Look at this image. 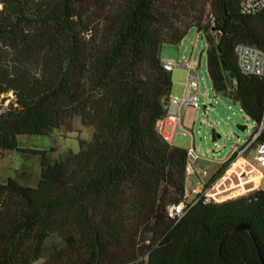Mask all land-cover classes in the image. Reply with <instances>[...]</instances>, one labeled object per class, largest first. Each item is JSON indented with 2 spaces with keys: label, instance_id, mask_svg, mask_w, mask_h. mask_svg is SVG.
<instances>
[{
  "label": "trees",
  "instance_id": "16d2710c",
  "mask_svg": "<svg viewBox=\"0 0 264 264\" xmlns=\"http://www.w3.org/2000/svg\"><path fill=\"white\" fill-rule=\"evenodd\" d=\"M157 1L123 0L90 46L84 39L90 30L84 0H0V96L12 91L16 104L0 112V158L18 149L19 135H47L71 113L89 109L94 126L92 138L80 139L79 150L63 159L28 151L40 155L34 187L11 177L0 182V264H30L29 256L40 257L53 232L67 240L65 246L84 243V264H103L104 243L124 240L117 219L124 202L132 221L156 236L137 264H264L260 173L245 169L250 183H234L244 159L224 172L218 167L205 182L204 187L213 183L208 194L217 202L199 198L180 218L167 214L168 204L183 200L187 150L169 143L157 128L172 87L159 52L163 42L178 43L186 31L161 39ZM211 7L213 33L204 36L212 89L258 122L264 77L242 74L233 46L244 42L264 50V8L242 15L238 0H211ZM215 32L221 33L218 43ZM85 84L99 95L85 97ZM240 225L246 228L237 229ZM115 259L105 257L110 264Z\"/></svg>",
  "mask_w": 264,
  "mask_h": 264
},
{
  "label": "rangeland",
  "instance_id": "374dc122",
  "mask_svg": "<svg viewBox=\"0 0 264 264\" xmlns=\"http://www.w3.org/2000/svg\"><path fill=\"white\" fill-rule=\"evenodd\" d=\"M122 2L123 0H84L83 10L86 16L84 23L90 28L86 31L84 39L90 46L96 45V42L99 41L106 17L114 10V7H119ZM157 3L158 9L162 13L159 16L158 34L163 41H166L172 32L186 31L178 43L163 42L160 47L159 55L162 62L170 60L177 63L171 70L172 93L174 89L176 94L177 90L186 86L188 77L192 73L185 66L188 64L195 71L196 101L199 105L197 108L186 111L183 122L186 134H182V131L178 130L175 135L176 141L174 142L172 137L169 142L186 150L195 148L199 158L198 163L193 164L192 168L195 170L202 165H206L207 168L205 174H201L202 177L196 178L189 175L187 179L185 178L184 185L190 191L197 186L196 181L200 179L203 183L199 187L202 197L206 198L207 202H217L206 194V190L211 188L213 183L210 185L211 187H204L205 182L218 167L223 166L224 172L226 166L234 161L233 159L231 162L226 161L224 163L223 160L235 147L247 139L257 123L245 114L238 103L215 93L212 89L206 68L207 41L205 38L206 35L213 33L209 27L211 20H213L211 0H158ZM233 84L234 79L232 78V87ZM84 89L85 97L87 94L98 96L100 93V90H93L86 84ZM2 99L3 101H1ZM14 100L12 91L1 94L0 112L6 110ZM13 105L16 104L13 103ZM83 111V113L69 114L62 125L52 129L47 135H19L17 137L18 149L2 152L0 182H5L7 178L11 177L24 186L34 187L37 184L40 176V155L39 153H30L29 150L43 152L50 160H60L69 152H77L79 140H90L94 132V126L90 121L92 119L91 111L89 109ZM253 155L254 151L249 149L242 155V158H245L244 160L250 165L253 163ZM251 171L255 170L252 169ZM260 171L262 176H260L259 187L256 189L264 190V170L260 169ZM241 176L245 175L242 173ZM197 197V195L190 194L184 202L181 201L182 205L186 207L188 204H193ZM169 205L172 204L166 206V211ZM123 207L124 210L120 215H117V219L123 223L124 240L120 244L113 241H110L109 244L106 242L101 249L106 258L110 260L114 257L117 258L112 264L145 259L147 252L145 245L156 238L153 229L145 228L142 224L132 221L127 202L123 203ZM98 215L97 212L95 221L100 220ZM67 235L73 237L71 232ZM74 239L78 241V238ZM29 242L30 239L22 244L23 250ZM66 243L67 240L62 239L59 233L49 234L43 241L40 257L33 259L31 254L29 263L84 264L85 259H87V250L83 247L84 243L82 241L77 242L71 247L65 246ZM105 257L103 264H110L105 261Z\"/></svg>",
  "mask_w": 264,
  "mask_h": 264
},
{
  "label": "built area",
  "instance_id": "2783aa9c",
  "mask_svg": "<svg viewBox=\"0 0 264 264\" xmlns=\"http://www.w3.org/2000/svg\"><path fill=\"white\" fill-rule=\"evenodd\" d=\"M263 8L264 0H238V11L242 15L256 14ZM210 23L211 26L214 25L213 20H211ZM233 55L235 57L237 68L242 74L264 77V50L246 44L244 42H236L233 46ZM175 65H177V63L170 60L163 62V67L168 71H171ZM185 66L190 69L192 73L188 77L184 95L182 97H169L165 114L160 120L157 121L158 124H162L164 121H168L169 123L174 124L177 128L181 123V119L183 118L185 111L187 109L197 108L199 106L196 101L197 82L194 80L195 71L188 64H186ZM256 123V126L248 135L247 139H245V141L241 145L235 147L234 150L228 155V157L235 152V160L237 157L244 155L247 151H249V149H252L254 151L253 163H249L251 167L255 171L259 172L260 176H262L260 169L264 170V140L260 141L259 139L264 134V106L261 118ZM185 133L186 132L184 131L183 134ZM228 157L223 160L224 163L227 161ZM198 158L199 155L196 153L194 147L187 150V175L194 173L192 165L197 161ZM206 168V165L202 168V175L205 174ZM201 185H203V183L199 179L197 182V186L193 187L190 191L185 188L183 192V202L190 194L198 196L194 201L198 200L199 198H203L199 190V187ZM203 199L205 201H208L206 198ZM184 212L185 207L184 205H182V202L177 205L172 204L167 207V214L171 218H180L184 214ZM146 256L147 252L145 254V259ZM123 264H137V261H130Z\"/></svg>",
  "mask_w": 264,
  "mask_h": 264
},
{
  "label": "crops",
  "instance_id": "0c3cea01",
  "mask_svg": "<svg viewBox=\"0 0 264 264\" xmlns=\"http://www.w3.org/2000/svg\"><path fill=\"white\" fill-rule=\"evenodd\" d=\"M172 91H173V88L171 89L170 96L182 97L184 95L185 87L183 89L177 90L176 94L174 93L175 92V89H174V92L173 93H172ZM187 110H191V109H187ZM186 111H185V113L183 115V118L181 119V123H180L179 127H177V128L175 127L174 124L169 123L168 121H164L162 124H158L157 123V128L159 129V131L162 133V135L164 136V138L168 142H169V140L172 137L174 138V142L176 141L175 135L178 132V130H181L182 131V134L185 131L184 130V127H183V122H184V116L186 114ZM197 161H198V159H197ZM197 161L194 162L193 164L195 165L196 163H198ZM203 167H204V165L198 167L197 169L195 168L194 173L193 174H190V176H195L196 178H198L199 176H201V174H202V168ZM186 176H187L186 177V179H187L189 177V175H186ZM197 182H198V180L196 181V184H197ZM259 184H260V179H259ZM258 187H259V185H258Z\"/></svg>",
  "mask_w": 264,
  "mask_h": 264
},
{
  "label": "bare ground",
  "instance_id": "6f19581e",
  "mask_svg": "<svg viewBox=\"0 0 264 264\" xmlns=\"http://www.w3.org/2000/svg\"><path fill=\"white\" fill-rule=\"evenodd\" d=\"M242 156H239L237 157L232 163H230L228 166H233L236 161H238L239 159H241ZM243 159V158H242ZM238 167V170H237V173H236V177L234 178V183L237 184V186H241V187H244V186H247L249 183H250V179L247 177V176H241L242 172L246 169L248 172H252L251 170L253 169L251 167V165H249L247 162H246V166L245 168H242L240 166H237ZM211 187V186H210ZM211 188H209L208 190H206V194L209 196L208 192ZM211 197V196H209Z\"/></svg>",
  "mask_w": 264,
  "mask_h": 264
},
{
  "label": "water",
  "instance_id": "95a60500",
  "mask_svg": "<svg viewBox=\"0 0 264 264\" xmlns=\"http://www.w3.org/2000/svg\"><path fill=\"white\" fill-rule=\"evenodd\" d=\"M211 30H213V29H211ZM215 37H216V42L218 43L220 40V37H221V33L215 32ZM231 80H232V74H230V81H229L230 85H231ZM243 228H246V225H240L237 227V229H243Z\"/></svg>",
  "mask_w": 264,
  "mask_h": 264
}]
</instances>
